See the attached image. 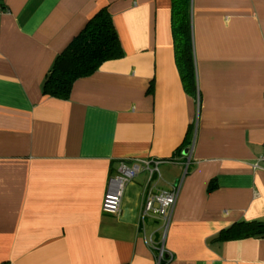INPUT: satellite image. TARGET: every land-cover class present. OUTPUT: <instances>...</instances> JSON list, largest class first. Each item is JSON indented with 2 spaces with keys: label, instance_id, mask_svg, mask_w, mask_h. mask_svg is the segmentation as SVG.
Returning <instances> with one entry per match:
<instances>
[{
  "label": "crops",
  "instance_id": "1",
  "mask_svg": "<svg viewBox=\"0 0 264 264\" xmlns=\"http://www.w3.org/2000/svg\"><path fill=\"white\" fill-rule=\"evenodd\" d=\"M0 4V264H264V236L218 238L264 222V161L253 167L264 155V0H190V90L171 0ZM102 7L123 56L66 99L43 94L56 55ZM151 158L159 174L140 171L120 213L103 212L110 175ZM175 184L167 220L140 217L145 191Z\"/></svg>",
  "mask_w": 264,
  "mask_h": 264
},
{
  "label": "trees",
  "instance_id": "2",
  "mask_svg": "<svg viewBox=\"0 0 264 264\" xmlns=\"http://www.w3.org/2000/svg\"><path fill=\"white\" fill-rule=\"evenodd\" d=\"M170 25L175 60L187 90L194 88L190 0H171ZM123 56V49L107 7L99 9L56 55L42 84V93L66 99L75 80L95 71L103 62ZM264 236L263 221L237 222L218 238Z\"/></svg>",
  "mask_w": 264,
  "mask_h": 264
},
{
  "label": "built area",
  "instance_id": "3",
  "mask_svg": "<svg viewBox=\"0 0 264 264\" xmlns=\"http://www.w3.org/2000/svg\"><path fill=\"white\" fill-rule=\"evenodd\" d=\"M6 12L5 7L0 4V14ZM168 160V159H167ZM170 161V160H169ZM264 161V155H260L253 167H260L259 162ZM161 159H133L129 165L121 163L115 174L110 175L107 187L103 196L101 209L105 213L119 214L121 211V199L124 189L128 182L132 180L140 171L146 170L148 178L154 172L159 174L158 165L162 163ZM188 163L185 164V169ZM144 204L140 217L148 213L158 215L167 220L170 210L174 206L178 194V185H173L170 189H161L153 192L148 189L145 191ZM166 257L163 245L157 246V262H161ZM10 264V263H5Z\"/></svg>",
  "mask_w": 264,
  "mask_h": 264
}]
</instances>
